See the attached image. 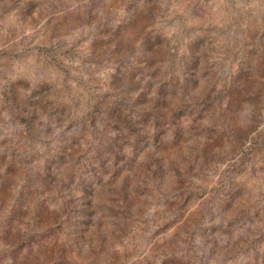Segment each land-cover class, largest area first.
<instances>
[{"label":"rangeland","instance_id":"1","mask_svg":"<svg viewBox=\"0 0 264 264\" xmlns=\"http://www.w3.org/2000/svg\"><path fill=\"white\" fill-rule=\"evenodd\" d=\"M0 264H264V0H0Z\"/></svg>","mask_w":264,"mask_h":264},{"label":"water","instance_id":"2","mask_svg":"<svg viewBox=\"0 0 264 264\" xmlns=\"http://www.w3.org/2000/svg\"><path fill=\"white\" fill-rule=\"evenodd\" d=\"M40 200L43 202L44 201V199L43 198H40ZM56 209H58V207H55ZM140 223V221L138 222V224ZM142 224V223H141ZM141 224H139V225H141ZM129 253V255H131L132 256V249L131 248H129V251L127 252V254ZM133 257V256H132ZM132 260V259H131Z\"/></svg>","mask_w":264,"mask_h":264}]
</instances>
